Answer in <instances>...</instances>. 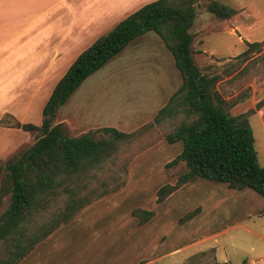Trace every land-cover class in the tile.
Returning a JSON list of instances; mask_svg holds the SVG:
<instances>
[{"label": "rangeland", "instance_id": "rangeland-1", "mask_svg": "<svg viewBox=\"0 0 264 264\" xmlns=\"http://www.w3.org/2000/svg\"><path fill=\"white\" fill-rule=\"evenodd\" d=\"M213 1L239 12L230 20H220L208 10ZM195 4L197 16L191 28L194 59L204 73L220 76L216 90L230 112L228 105L245 98L251 92L250 83L264 76V0H196ZM139 37L140 43L125 48L89 76L57 112L54 123H63L70 136L94 131L97 139H107L101 131L106 126L136 135L120 143L117 152L89 179L90 187L99 191L105 182L109 192L58 228L55 232L67 233L49 243L79 242L84 252L80 250L74 257L81 264H243L244 260L264 264V198L255 191L197 179L158 202L159 189L175 184L188 170L185 162L168 166L184 145L181 141L169 143L167 136L196 115L181 110L154 123L168 102L167 94L181 84L182 76L156 32ZM248 42L262 44L238 56ZM161 67L174 69L177 81H161ZM24 116L21 121L8 112L0 118V164L36 141L38 132L8 125L16 121L41 125L42 109L33 105ZM249 123L264 166L263 122L253 116ZM8 198L0 199V214L7 208ZM66 199L63 195L57 198L35 222L50 220L63 209ZM197 208L194 218L182 220ZM136 210H150L154 215L141 223ZM92 236L96 241L91 242ZM3 250L0 246V252Z\"/></svg>", "mask_w": 264, "mask_h": 264}, {"label": "trees", "instance_id": "trees-1", "mask_svg": "<svg viewBox=\"0 0 264 264\" xmlns=\"http://www.w3.org/2000/svg\"><path fill=\"white\" fill-rule=\"evenodd\" d=\"M195 1L155 0L142 6L77 57L46 102L41 125L19 121L8 125L39 135L30 148L0 164V199L9 197L7 208L0 214V246H4L0 264L19 263L93 200L109 192L105 182L99 191L90 187L89 179L117 152L120 143L136 134L104 127L101 131L109 136L107 139H97L94 131L74 137L67 134L63 123L55 124L54 120L59 108L89 76L150 31L161 36L183 78L181 87L159 110L154 123L174 117L181 110L196 115L167 136L169 143L181 141L184 145L168 166L185 162L188 170L175 184L159 189L158 202L197 179L225 183L235 190L251 189L264 198V166L259 162L249 123L255 109L232 115L226 108L227 101L216 90L220 76H210L196 64L191 32L197 16ZM208 10L220 20H230L239 12L219 1L211 2ZM261 44L248 42L244 54ZM263 104L264 100L258 107ZM62 195L67 196L63 209L48 221L35 222L36 216ZM199 210L189 212L182 220L194 218ZM134 214L146 223L154 212L136 210ZM243 264H248L247 260Z\"/></svg>", "mask_w": 264, "mask_h": 264}, {"label": "crops", "instance_id": "crops-1", "mask_svg": "<svg viewBox=\"0 0 264 264\" xmlns=\"http://www.w3.org/2000/svg\"><path fill=\"white\" fill-rule=\"evenodd\" d=\"M152 1L155 0H0V118L10 112L23 121L24 112L33 105L43 110L77 57L120 21ZM140 38L126 48L140 43ZM247 50L248 45L238 56ZM231 58H225L224 63ZM161 70V81H175L174 69ZM182 83L183 78L167 94L168 101ZM249 88L251 92L245 98L229 104L230 113L238 115L255 109L252 117H259L264 126V104L258 107L264 100V76L250 83ZM66 233H53L17 264H81L74 257L80 250L84 252L79 242L49 243ZM91 238V242L96 241L95 236Z\"/></svg>", "mask_w": 264, "mask_h": 264}]
</instances>
